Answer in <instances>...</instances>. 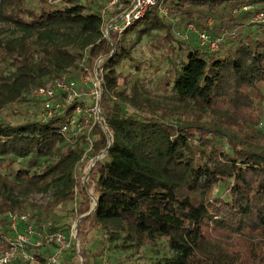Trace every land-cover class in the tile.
I'll return each instance as SVG.
<instances>
[{
  "label": "trees",
  "instance_id": "1",
  "mask_svg": "<svg viewBox=\"0 0 264 264\" xmlns=\"http://www.w3.org/2000/svg\"><path fill=\"white\" fill-rule=\"evenodd\" d=\"M119 2L121 14L132 0ZM248 6L263 8L264 0H158L121 34L110 33L109 42L103 3L0 0V114L26 104L25 93L48 80L64 73L79 79L82 58L89 66L104 58L100 108L110 141L99 125L90 132L88 154L102 158L89 175L92 199L82 188L74 212L85 216L79 233L88 223L112 245L106 264H136L115 255L142 252L156 241L169 253L149 264H264V25L251 21ZM188 24L221 37L218 49L178 39L174 33ZM153 31L164 33L179 59L163 81L169 101L147 95L118 70ZM69 111L47 121L0 117V192L51 195L40 210L0 196V216L28 211L35 223L68 236L74 217L66 207L88 148L86 131L72 142L61 132ZM37 159L44 162L33 167ZM70 255L78 263L67 252L61 264H71ZM92 260L83 264H102Z\"/></svg>",
  "mask_w": 264,
  "mask_h": 264
},
{
  "label": "built area",
  "instance_id": "2",
  "mask_svg": "<svg viewBox=\"0 0 264 264\" xmlns=\"http://www.w3.org/2000/svg\"><path fill=\"white\" fill-rule=\"evenodd\" d=\"M101 1L103 3L101 10L103 36L110 42V33L121 34L127 26L139 20L149 8L155 6L158 0H132L130 5L115 19H108V15L120 6L119 0ZM248 9L252 11L251 21L264 25V7L244 8V10ZM159 12L167 16L165 8H159ZM175 35L182 41H188L194 37L199 46L206 47L210 51L217 50L221 43V37H212L207 31H199L192 24L186 25L183 31ZM103 60V57H99L92 66H89L84 57L79 63L80 79H73L68 73H64L55 79L46 81L41 87L31 92V97L41 105L39 114L41 121L60 117L70 110L66 124L61 127V132L67 135L69 141H75L80 133L86 131L85 141L88 148L81 161L92 149L93 141L90 138V132L96 125L101 126L110 141L100 108L103 93L101 76ZM84 125L88 127L83 129ZM101 156L102 153L93 159L96 160ZM6 221L8 235H5L6 237L0 235V264H11L18 261L22 264H61L67 252L75 253L78 261L81 260L77 250L76 236L72 231L67 236L63 232L52 230L50 223L37 224L25 214L7 213ZM77 227L76 224L75 228ZM29 250H46L50 255L47 256L45 263H41L32 253L28 254Z\"/></svg>",
  "mask_w": 264,
  "mask_h": 264
},
{
  "label": "rangeland",
  "instance_id": "3",
  "mask_svg": "<svg viewBox=\"0 0 264 264\" xmlns=\"http://www.w3.org/2000/svg\"><path fill=\"white\" fill-rule=\"evenodd\" d=\"M97 4H101L100 0H94ZM120 3V2H119ZM123 5L115 9L114 15L119 17V10L122 9ZM111 18V16H109ZM175 34V33H174ZM192 41H195V38L192 37ZM175 44V42H173ZM169 45L164 39V33L160 31H153L149 36L143 37L138 44L132 49V62H124L119 71H121L122 76L125 77V81H129V84L137 83L141 91L145 92L147 95L158 97L159 99L168 100L171 97V94L166 95L163 86V81L166 75H169L172 70L178 67L179 59L176 56L171 55L168 49ZM136 67L139 68V71H136ZM81 77V76H80ZM80 79V78H79ZM118 89H124V81H119ZM33 89H30L25 93V97L28 100L24 105H11L9 108L4 110L0 117L5 118L8 121L16 122L20 118H34L38 119V114L40 113L41 105L37 100L32 98L31 92ZM264 94V86L262 87ZM169 101V100H168ZM88 125H84L83 129H86ZM260 133L264 134V122L259 127ZM96 158V157H93ZM92 157L86 155V157L77 165L76 168V188H75V198L72 203H69L66 207V210L69 211V218L74 217L73 223L71 224L70 232L76 236L77 241V250L80 253L81 260L78 261L75 257H69L71 264H83V261L86 257L90 258V262H93V256L97 259H101L102 264H106L108 259L112 258L114 251L112 250V245L105 243V237L102 233L96 230L94 227H90L88 223L84 225L81 232L79 229L75 228V225L78 223L79 219L82 217H77V214L74 212L75 209L79 206V202L82 201V195L80 191L85 187V193L89 198L92 199V190L89 187L90 184V171L95 164V161L101 159V157L94 160ZM44 159H37L33 162V167H39L43 164ZM20 165L19 161L14 162V167ZM217 195L224 194L225 190L220 189L215 191ZM3 193V194H2ZM0 196H6L10 194L16 199H26L34 209H43L48 201L51 200V195H43L38 192L24 193L19 188L3 189ZM59 210L62 208L59 206ZM73 211V212H70ZM61 211H59L60 213ZM5 212L0 216V235H8L7 230V221H6ZM23 214L28 215V211ZM61 214V213H60ZM5 224V225H4ZM78 226V225H77ZM69 235V234H68ZM6 237V236H5ZM28 252V251H27ZM36 253L39 256L46 258V255L41 250H29L28 254ZM168 249L164 242L156 241L153 245L146 246L142 252L131 253L126 250V253L122 252V255H115L122 259H129L130 262L136 264H149L151 260H156L162 256L168 254ZM114 256V257H115ZM144 257V258H143ZM18 264H22L20 261Z\"/></svg>",
  "mask_w": 264,
  "mask_h": 264
},
{
  "label": "water",
  "instance_id": "4",
  "mask_svg": "<svg viewBox=\"0 0 264 264\" xmlns=\"http://www.w3.org/2000/svg\"><path fill=\"white\" fill-rule=\"evenodd\" d=\"M84 217H85V216H82V217L79 219L77 225L79 224V222H80Z\"/></svg>",
  "mask_w": 264,
  "mask_h": 264
}]
</instances>
